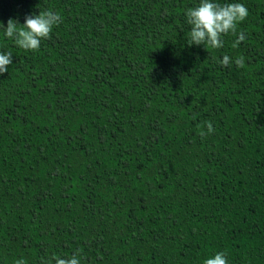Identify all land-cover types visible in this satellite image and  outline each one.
<instances>
[{"label": "trees", "instance_id": "16d2710c", "mask_svg": "<svg viewBox=\"0 0 264 264\" xmlns=\"http://www.w3.org/2000/svg\"><path fill=\"white\" fill-rule=\"evenodd\" d=\"M199 2L0 0L4 27L62 17L36 51L0 26V264H264V0H218L247 38L208 51Z\"/></svg>", "mask_w": 264, "mask_h": 264}, {"label": "clouds", "instance_id": "9594fccd", "mask_svg": "<svg viewBox=\"0 0 264 264\" xmlns=\"http://www.w3.org/2000/svg\"><path fill=\"white\" fill-rule=\"evenodd\" d=\"M248 9L242 3H219L218 0H200L195 7L186 9L185 15L188 25L191 26L188 32V46L203 45L209 49H219L224 46L223 37L231 33L237 36L232 44L233 48L246 40L243 31L237 32V26L248 17ZM62 22V17L58 12L51 9L40 10L39 14H30L25 17L24 23L9 18L7 26L4 27L2 21L0 26L4 29V35L14 41V43L24 49L36 51L40 48L41 41L50 39L54 26ZM11 52H0V75L8 72V66L12 64ZM222 66H230L233 60L228 55H224L219 61ZM237 67H244V57L235 58ZM207 131L202 125H198L199 135L205 137L214 132L211 121H206ZM79 250L69 257L51 256L47 259L41 257V264H81ZM15 264H27L24 259L16 260ZM203 264H228L225 251L216 252L213 256L206 258Z\"/></svg>", "mask_w": 264, "mask_h": 264}]
</instances>
